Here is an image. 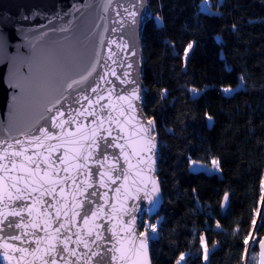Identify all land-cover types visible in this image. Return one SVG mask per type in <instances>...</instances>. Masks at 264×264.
I'll return each mask as SVG.
<instances>
[{
	"label": "trees",
	"instance_id": "obj_1",
	"mask_svg": "<svg viewBox=\"0 0 264 264\" xmlns=\"http://www.w3.org/2000/svg\"><path fill=\"white\" fill-rule=\"evenodd\" d=\"M202 1L148 0L152 16L140 38L142 107L156 125L162 194L158 211L144 217L157 221L150 260L176 264L184 255L185 264H205L203 238L207 264H244L252 233L248 264H256L264 234V0H207L209 12ZM213 160L219 172L190 168Z\"/></svg>",
	"mask_w": 264,
	"mask_h": 264
},
{
	"label": "snow or ice",
	"instance_id": "obj_2",
	"mask_svg": "<svg viewBox=\"0 0 264 264\" xmlns=\"http://www.w3.org/2000/svg\"><path fill=\"white\" fill-rule=\"evenodd\" d=\"M123 11L132 17V23H135L137 12L130 11L128 8H124ZM117 16H120L119 11ZM117 23L123 27V17ZM111 31L117 32L118 29L112 28ZM113 44L117 45L120 51L127 52L131 56L135 55V52L128 51V45L123 37L119 40H109L107 59L111 60L113 64L117 63L113 59L117 56V52L112 49ZM191 48L192 44L190 43L185 49L186 58ZM123 59L121 58V66H123ZM102 67L107 68L108 71L103 75L97 74L100 83L88 90L90 94H84L81 85L96 72L95 63L91 64L86 72L79 76V79L70 78L63 86V90L53 96L45 107L44 113L40 117L44 121V125L37 129L39 135L27 137L26 143L34 151L28 154V147L24 146L25 141L15 139L14 144L21 147L11 152L8 164L0 165V168L8 173L6 179L0 177V180H3V183H0V205L8 209L7 215L0 212V241H3L0 247L5 249L4 252H0V257H2L0 264H3V261H8L11 264L13 259H16L17 264H121V261L129 259L126 252L132 251L133 248L137 255L142 254L147 257L149 232L138 234L137 246L134 234L136 217L130 214L127 207H121L117 211L109 201L101 204L99 201L107 196V193L98 192L96 185L103 188L109 182L112 185H116L121 180L126 182L129 179V172L133 168L131 159L133 156L137 157L138 164L145 159H152L156 145L155 138L151 133L155 125L154 121L149 119L146 125L139 123L137 130V125L133 123L137 120L135 115L137 105L134 101L140 100L139 85L132 79L131 71H129L133 65L128 63L126 65L128 70L123 71L122 74H118L116 69L107 62ZM109 73L122 85H135L131 89L125 88L126 94L116 96V100L121 102L119 107L111 103L116 85L108 78ZM101 84L112 85L111 88L103 89L107 96L100 94ZM193 91L195 92V89ZM223 91L227 93L232 89L225 88ZM105 100L108 102L101 103ZM74 104H78L80 107L73 108ZM105 109H108L107 114L101 115L100 113H103ZM113 112H118V115L113 116ZM88 117L93 119L88 121V124H84L81 118L88 120ZM209 119L211 118L209 117ZM73 124L76 125L75 132L68 127ZM89 124L92 125L91 128L88 127ZM52 129L60 131L54 132ZM126 129L130 133L127 136L125 135ZM81 138L86 143H81ZM9 139L14 138L9 137ZM52 140L60 141V145L68 143L74 146L76 155L73 158L77 160L76 177H83L85 173L82 169L87 168V180H77L76 177H72L73 184L76 185V192L82 199L78 202L73 199L71 214L68 203L60 205L55 196L57 191L63 193L65 190L64 187H57L60 182L59 172L68 173L69 167L60 168L58 165H66L67 152L57 155L54 161L51 160L50 156L44 153H52L60 146L46 143V141ZM138 140L143 141L139 149L134 146V142ZM121 141L124 142L121 143ZM5 144L8 148H13V144H9L7 140H0V145ZM84 148L88 149L87 153L80 151ZM114 149H118L119 152L111 151ZM16 157L22 159L17 161ZM0 159H5V157H0ZM89 164L93 165L96 171H93V167H89ZM125 164L127 168L124 167ZM45 165L47 167H44ZM212 165L218 169L219 161L213 160ZM49 169L52 171L50 172ZM14 172L19 174L13 176ZM96 177L99 179H95ZM69 178V176H65L63 180L66 182ZM151 183L153 185L151 193L145 192V198L148 199H151V196L159 191L156 182L153 180ZM81 185H84L83 189H81ZM123 186V184L119 185L115 191L119 192ZM89 189L92 191H88ZM37 193L39 196L36 195ZM49 195L52 199L43 200L40 216L31 219L35 204L39 203L44 196ZM224 200L225 202L228 200L227 193ZM10 201L12 203H9ZM53 201H56V204ZM50 209L54 211L55 215H53V211H49ZM25 210H27V215H25ZM114 213L118 216L122 229L129 234L132 248L126 250L124 244L121 243L124 238L119 236L112 224ZM258 214L264 219V211ZM45 216L47 218L43 219L42 226L41 219ZM125 216L129 218L124 220ZM253 226L256 227L255 220ZM146 227H150L153 233L157 231L156 225ZM74 228L79 230L74 232ZM109 231H111V239L105 235ZM41 232L43 235L40 234ZM112 239H115L116 243L112 244ZM248 243L249 241L246 239L245 244ZM253 243H255L254 237ZM108 244H112V246L107 247ZM69 245H75V247ZM81 245L87 251H78ZM261 246L264 247V242H261ZM17 253L20 255H16ZM109 253H111L110 261ZM26 256H31L32 261H27ZM182 260H184L183 255L177 264H180ZM145 264H147L146 260Z\"/></svg>",
	"mask_w": 264,
	"mask_h": 264
},
{
	"label": "water",
	"instance_id": "obj_3",
	"mask_svg": "<svg viewBox=\"0 0 264 264\" xmlns=\"http://www.w3.org/2000/svg\"><path fill=\"white\" fill-rule=\"evenodd\" d=\"M133 5H135V8H133ZM124 8L137 12L135 23H132L133 18L123 11ZM118 11L120 16H117ZM151 16L148 0H111V2L109 0H0V140H7L9 144H13V148H8L7 144L0 145V157H5V159H0V165L8 164L11 152L21 147L14 144L15 139L25 141L24 146L28 147V154L34 151L33 148L27 145L26 140L29 135H39L37 129L44 125V121L40 117L44 113L48 102L63 90V86L70 78L79 79V76L84 74L93 63L96 64V72L81 85L84 94H90L88 90L100 83L99 75H103L104 72L108 71L107 68L102 67L105 62L115 68L118 74L128 70L126 65L131 63L133 67L129 71H131L132 79L139 85L140 95V100L134 101L137 105L135 113L137 120L133 123L137 125L138 130L139 123L146 125L147 120H153L146 117L142 107L144 86L142 83L143 59L140 47L144 23ZM122 17L124 19L123 27L117 23ZM112 28H117L118 31L112 32ZM121 37L127 43L128 51L135 52V55H128L127 52L120 51L117 45L113 44L112 49L117 52V56L113 57L117 63L113 64L111 60L107 59L108 41L119 40ZM97 53H99V56H97ZM121 58H124L123 66H121ZM108 78L116 85L111 103L119 107L121 102L116 100V96L126 94L124 89H131L135 85H122L110 73ZM111 87L112 85L109 84H101L100 94L107 96L103 89ZM107 102V100L101 101V103ZM72 107L79 108L80 105L74 104ZM107 112L108 109H105L100 114L106 115ZM112 115L117 116L118 112H113ZM92 119V117H88V120L81 118V121L88 124V121ZM68 127L75 132V124ZM88 127L91 128L92 125L89 124ZM52 131L59 132L60 130L52 129ZM129 134L126 129L125 135ZM151 135L154 136L156 145L152 159H145L138 164L137 157L133 156L131 157L133 168L130 170L129 179L126 182L121 180L116 185L109 182L103 188L99 187L98 184L96 185L98 192L107 193V196L99 201L101 204L109 201L117 211L121 207H127L130 214L136 217L134 234L136 235L137 246L138 234L146 231L141 228L144 217L146 219L151 218L162 203L156 165L159 151L156 125ZM9 137L14 139H9ZM123 142L121 141V143ZM46 143L60 145L58 140L46 141ZM81 143H86V141L81 138ZM142 143V140H138L134 142V146L139 149ZM80 151L87 153L88 149L84 148ZM111 151L119 152L118 149ZM66 152V165L58 166L60 168L68 166L69 172H59L60 182L57 185L58 188L64 187L65 190L63 193L57 191L55 196L60 205L65 202L68 203L71 214L73 199L77 202L82 199L76 192V185L73 184L72 180V177H76L77 171L75 167L77 160L73 158L76 155V150L72 144L65 143L57 147L52 153L45 152L44 154L49 155L50 159L54 161L57 155ZM15 159L19 161L22 158L16 157ZM44 167H47V165ZM89 167H93V171H96L93 165L89 164ZM124 167L127 168V165L125 164ZM49 171L51 172L52 169H49ZM82 171L85 175L76 177L77 180L88 179L87 168L82 169ZM18 174V172L12 173L13 176ZM7 176L8 173L0 168V177L6 179ZM65 176L70 177L66 182L63 180ZM95 179L98 180L99 177ZM153 180L156 182L159 191L152 195L151 199L145 198L146 191L151 193L153 187L151 181ZM0 183H3V180H0ZM121 184L124 186L120 188L119 192H116L115 188ZM80 187L83 189L84 185ZM88 191H92V189ZM36 195L39 196V193ZM51 199L50 195L44 196L39 203L35 204L31 219L40 216L43 200ZM56 201H53V203L56 204ZM61 210L63 211V209ZM49 211L53 210L50 209ZM0 212L7 215L8 209L0 205ZM25 215H27V210H25ZM53 215H55L54 211ZM46 218L45 216L41 219L42 226L43 219ZM128 218L125 216L124 220ZM112 224L118 231L119 236L124 238L121 243L124 244L125 249L132 248L131 238L122 229L121 222L115 213ZM78 230L73 229L74 232ZM40 234L43 235V232ZM105 235L111 239V231L106 232ZM250 240L251 236L249 242ZM261 242H264V234L257 243L256 264H264V247L261 246ZM114 243H116V240L112 239V244ZM149 243L150 236L147 257L142 254L137 255L133 248L132 251L126 252L129 259L121 261V264H145V260L147 264H152L149 255ZM2 244L3 241H0V245ZM112 244H108L107 247H111ZM69 246L75 247V245ZM4 251L5 249L0 247V252ZM78 251H87V249L81 245ZM16 255L20 254L17 253ZM26 259L30 262L33 258L26 256ZM110 259L111 253H109V261ZM0 260H2V257H0ZM3 264H9V262L3 261ZM11 264H17L16 259H13ZM244 264H246V258Z\"/></svg>",
	"mask_w": 264,
	"mask_h": 264
},
{
	"label": "rangeland",
	"instance_id": "obj_4",
	"mask_svg": "<svg viewBox=\"0 0 264 264\" xmlns=\"http://www.w3.org/2000/svg\"><path fill=\"white\" fill-rule=\"evenodd\" d=\"M201 9L204 10V11H207V12L210 11L209 3H208L207 0H203V1H202V3H201ZM241 85H242V84L240 83V84L238 85V87H240ZM225 88H230V89H232V91L234 90V88H231V87H223V88H222V91H223V89H225ZM232 91L227 92V93L224 92V91H223V92H224V94H230ZM194 93H196V92H194ZM190 168H191L192 171H212V172H219V169L213 167V165H212V161L210 162V164H204V163H199V162H191V166H190ZM156 224H157V221H155V222H150V221H148V220H145V221L143 222L142 229L148 231L150 237H154V236L156 235V232H154V233L151 232L150 227H146V226H149V225H156ZM250 236H252V233H251ZM249 238H250V237H249ZM248 241H249V240H248ZM250 241H251V240H250ZM249 243H250V242H249ZM249 243L247 244V247H249V245H250ZM201 245H202V247H203V251H204L203 261H204L205 264H207V262H206V258H207V254H208L209 250L205 247V245H204V240H203V242L201 241ZM181 256H182V255H181ZM181 256H180V257H181ZM180 257H179L178 260H180ZM183 257H184V255H183ZM178 260H177V261H178ZM244 263H245V258H244ZM176 264H177V262H176ZM180 264H185V263H184V260L180 261ZM246 264H248V257L246 258Z\"/></svg>",
	"mask_w": 264,
	"mask_h": 264
},
{
	"label": "bare ground",
	"instance_id": "obj_5",
	"mask_svg": "<svg viewBox=\"0 0 264 264\" xmlns=\"http://www.w3.org/2000/svg\"><path fill=\"white\" fill-rule=\"evenodd\" d=\"M247 251L245 252V258H247L248 257V247H247V249H246Z\"/></svg>",
	"mask_w": 264,
	"mask_h": 264
}]
</instances>
